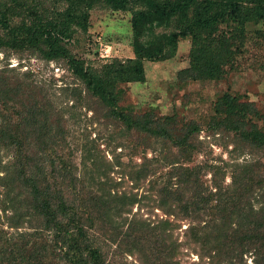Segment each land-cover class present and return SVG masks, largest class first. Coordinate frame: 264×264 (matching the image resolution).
<instances>
[{
	"label": "trees",
	"instance_id": "trees-1",
	"mask_svg": "<svg viewBox=\"0 0 264 264\" xmlns=\"http://www.w3.org/2000/svg\"><path fill=\"white\" fill-rule=\"evenodd\" d=\"M98 7L130 12L132 58L92 67L70 53L67 42L87 34ZM248 24L262 29L250 31ZM184 41L189 64L178 72L179 84L224 80L248 43L264 44V0H0V53L65 63L74 85L61 90L80 106L90 97L99 101L104 118L114 122L111 142L135 136L158 152L122 175L136 187L168 168L148 191L167 216L191 222L179 245L169 219H128L137 195L119 193L110 164L85 146L79 167L74 150L63 152V111L30 71L6 63L0 70V264H126L124 255L141 264H187L176 259L180 246L196 250L199 261L190 264H244L247 253L252 264H264L262 164L234 165L228 187L220 184L224 175L216 177L221 168L212 167L213 185L205 186L204 168L186 165L198 149L195 121L119 108L123 87L145 82L144 64L164 61L167 49ZM207 123L213 134L232 133L235 147L264 153V112L253 103L228 93ZM98 236L115 246L113 259Z\"/></svg>",
	"mask_w": 264,
	"mask_h": 264
},
{
	"label": "rangeland",
	"instance_id": "rangeland-1",
	"mask_svg": "<svg viewBox=\"0 0 264 264\" xmlns=\"http://www.w3.org/2000/svg\"><path fill=\"white\" fill-rule=\"evenodd\" d=\"M130 19V12L95 8L90 12L87 34H76L67 42V48L76 59L83 60L92 67H99L115 58L119 60L132 58L133 36ZM248 29L260 30L262 25L248 24ZM189 49L188 41L180 42L176 47L167 49V58L164 61L146 62L145 82L124 86L119 108L139 115L153 111L158 118L176 115L179 123L195 121L200 129L196 142L198 149L192 155L191 162L186 165L204 168L201 182L205 186L213 185L212 167L221 168L220 174L216 177L224 175L219 181L222 187H228L231 184L234 165L254 161L262 164L261 176L264 180V153L258 151L250 153L241 147H235L232 133L213 134L207 123V118L213 113L214 103L225 98L228 93L239 97L241 101L253 103L256 109L264 112V44L261 46L258 43H248L238 62L237 70L230 72L222 81L208 83L191 81L181 85L177 82V74L188 67ZM6 63L8 68H14L19 73L30 71L33 74V81L43 86L58 110L63 111V124L67 131L68 144L63 152L68 154L69 151L74 150V162L78 167L83 155L80 149L83 146L86 150L97 153L106 164H110L112 170L109 176L117 183L116 189L119 193L124 192L127 196L137 195L138 202L127 207L131 211L124 215L128 219L136 216L154 223L169 219L176 225L173 238L181 245L185 241V229L191 222L177 218L178 216H167L156 206V197L152 196L155 192L148 191L150 180H156L169 169L161 167L157 170V174L139 182L136 187L127 176L122 175L130 172L131 166L140 165L145 156L152 159L158 152L147 150L146 143L139 144L143 141L135 136L131 139L116 138L111 142L109 134L115 128L111 125L114 122L104 118L106 112L99 101L90 97L82 101L80 106L61 90L66 85L69 87L74 85L73 77L65 63H46L27 52L22 54L9 52L8 57L5 53H0V70ZM117 161H121L120 166L115 165ZM77 172L83 174L81 169ZM254 206L258 205L254 202ZM98 237H100L99 244L103 246L102 252L108 254L109 260L113 259V254H116L115 246H105L104 238ZM176 259L187 264L199 261L195 249L181 246ZM243 260L244 264L253 263V257L248 253L244 255ZM122 261L126 264H141L135 256L130 255H124ZM205 263L208 264L206 261Z\"/></svg>",
	"mask_w": 264,
	"mask_h": 264
}]
</instances>
